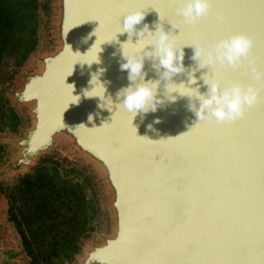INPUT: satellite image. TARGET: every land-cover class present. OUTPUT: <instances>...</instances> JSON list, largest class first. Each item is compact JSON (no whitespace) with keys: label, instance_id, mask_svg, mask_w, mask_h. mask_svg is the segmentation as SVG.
Returning <instances> with one entry per match:
<instances>
[{"label":"water","instance_id":"water-1","mask_svg":"<svg viewBox=\"0 0 264 264\" xmlns=\"http://www.w3.org/2000/svg\"><path fill=\"white\" fill-rule=\"evenodd\" d=\"M12 1L27 4L30 32L21 59L13 64L12 81L17 83L4 90L6 98L1 95L11 125L8 143L17 153L9 171L14 174L30 171L42 157L62 146L72 159L96 174L98 188L106 199V215L102 210L97 212L95 205L89 208L95 224L79 246L76 264H199L183 258L160 261L121 256L129 242L145 232L147 226L143 217L151 214L152 226L163 232L167 225L176 221L180 202L187 224L178 222L177 227L190 242L207 245L209 240H215L243 245L254 241L259 245L262 199L259 175L254 188L250 189L242 172L238 183L228 184L226 172L202 176L198 161L196 167H185L183 161L194 160L193 152L205 145L227 146L234 136L249 132L259 137L264 114L258 111L251 127L238 133L227 128L239 125L203 124L196 136L187 137L184 134L195 126L197 118L188 110L189 99L173 94L177 97L175 102L166 101L156 113L138 115L131 131L115 119L112 126L103 127L105 123L111 124L117 114L121 118L128 115L124 111L116 112L115 108L119 103L117 93L129 85L128 73L120 70L121 63L126 62L122 59L120 44L114 41L101 45L96 53L98 58L101 51V63L82 67L77 62L91 57L76 53L86 54L95 45L99 37L97 32L96 36L93 33L100 27L98 20L74 22L67 8L71 0H0ZM147 13L145 23L152 26L153 31L156 24H162L165 31H173L171 24L160 21L158 12ZM175 34L179 35L178 29ZM127 39V34H118L119 42ZM136 39L133 38L134 43ZM127 51L134 50L128 46ZM184 51L185 66L196 67L191 59L194 49L185 47ZM69 60L73 64L72 71L63 79L65 84L74 85L73 95L80 97L77 104L67 103L60 92L58 70ZM257 66L264 71V64ZM101 70L104 71L101 73ZM145 71L148 79H158L150 61H146ZM207 71H197L199 85L192 86H200L202 93L207 92V87L199 78ZM93 74L99 76L107 89L105 99L110 97L113 101V106L110 102L105 104L111 111L100 107L104 103L100 98L84 96V91L92 88ZM187 80V74L174 78L176 83ZM160 95H164L163 85ZM90 115L94 117L91 122ZM157 119L160 123H155ZM133 132L146 142L138 143ZM165 140L184 141V147L170 146ZM112 143L119 144V152L113 151ZM63 160L64 166L54 157L46 161L59 173L78 177L89 196L94 195L96 186L87 170ZM99 230L104 231L99 241L85 247Z\"/></svg>","mask_w":264,"mask_h":264},{"label":"snow or ice","instance_id":"snow-or-ice-1","mask_svg":"<svg viewBox=\"0 0 264 264\" xmlns=\"http://www.w3.org/2000/svg\"><path fill=\"white\" fill-rule=\"evenodd\" d=\"M179 7L181 5L172 3L171 0H71L67 5L69 17L74 22L90 20L100 22L97 30L98 43L89 53L91 59H86L88 62L96 59V53L102 44L114 40L116 33L121 30L124 17L130 12L155 10L160 14L162 22L172 24L180 19L176 11ZM218 14L223 16L222 21L217 19ZM238 32L251 36L255 42L253 52L243 69L220 71V78L226 84L240 82L245 85L264 87V82L255 81L251 72L253 67L258 68V63L264 64V0H217L211 18L196 27H181L179 35L175 34V39L178 47H185L201 42L213 43L225 35ZM72 66V61L69 60L58 70L60 92L69 104L76 101L72 96V88L64 83L63 78L72 71ZM258 111L264 114V102L250 110L243 120L221 127L239 125L238 128H227L231 132L238 133L241 129L251 127ZM114 119L131 131L132 117L129 114L123 118L117 114ZM202 127L203 124L197 125L186 136H196ZM261 127L259 137L249 132L246 135L234 136L228 141L227 146L205 145L193 152L194 160L183 161L185 167H196L198 161L202 176H209L217 171L226 172L228 184L238 183L239 173L242 172L250 189L254 188L256 177L259 175L262 199L261 233L258 246L254 241L243 245L215 240H209L207 245L190 242L177 227L178 222L187 224L182 202H180L177 205L179 211L176 213V221L167 225L163 232L152 226L151 214L143 217L147 227L142 237L147 238L132 239L121 256L160 261L183 258L189 262H199V264H257V262L264 264V120L261 121ZM132 135L138 143L146 142L136 133L133 132ZM164 143L177 148L184 147V141L166 140ZM111 148L113 151H120L118 143H112ZM156 158L159 159V156Z\"/></svg>","mask_w":264,"mask_h":264},{"label":"clouds","instance_id":"clouds-1","mask_svg":"<svg viewBox=\"0 0 264 264\" xmlns=\"http://www.w3.org/2000/svg\"><path fill=\"white\" fill-rule=\"evenodd\" d=\"M171 2L181 5L176 10L180 19L171 24L172 32L165 31L162 24H156L155 31H153L152 26L145 23L148 13L138 10L126 15L123 19L121 30L116 33L115 39L111 42H106L111 44L115 41L120 44L122 59L126 61L121 63L120 70L128 73L129 85L117 93L119 103L115 104L116 112L124 111L129 114L132 117L133 124V120L138 115L147 116L149 113H156L165 106L166 101H176L177 97L173 94H179L180 97H186L190 101L188 110L197 118L193 128L199 124L223 126L243 120L250 110L264 102V87H256L252 84L245 85L240 82L226 84L220 78V71H239L243 69L245 62L249 60L253 52L254 40L248 34L238 32L225 35L213 43L201 42L194 46H185L194 49V55L191 59L196 62V67H186L184 62L185 47H178L175 39V30H179L183 26L196 27L211 18L217 0H171ZM159 19L161 21L160 14ZM217 19L222 21L224 18L218 14ZM140 25H143V27L138 28ZM97 30L93 35H95ZM118 34H127V41L119 42ZM133 38H137L135 43ZM98 39L86 54H76L87 57L96 47ZM128 46H131L134 50L132 53L126 51ZM68 47L72 51L71 46ZM99 53L98 58L92 62L84 59L77 63L82 67L84 65L91 67L94 63L100 64ZM146 61L151 62L152 69L158 79L147 78L148 72L145 71ZM203 69L208 71L201 75L199 79L207 87L206 93L201 92L200 86L192 87L193 85H199L195 74ZM103 71L101 70V73ZM251 72L255 81L264 82V71L253 67ZM182 74L188 75L187 82H174V78ZM90 84L92 88L90 91L85 90L84 96L87 98H100V100L104 101L100 107L109 110L105 104L110 102L113 106V101L110 97L105 99L107 89L100 82L97 74H93ZM162 85L164 88L163 97L160 95ZM69 86L74 90V85ZM73 92L72 96L76 102L70 104H77L80 101V97L74 96ZM93 119L94 117L90 115L89 122ZM114 122L113 116V122L111 124L105 123L103 127H110ZM155 123H160V120L157 119ZM151 129L152 126L149 125V130Z\"/></svg>","mask_w":264,"mask_h":264},{"label":"rangeland","instance_id":"rangeland-1","mask_svg":"<svg viewBox=\"0 0 264 264\" xmlns=\"http://www.w3.org/2000/svg\"><path fill=\"white\" fill-rule=\"evenodd\" d=\"M29 22L26 3L0 2V264H76L79 246L95 224L89 208L95 205L97 212L106 215V199L96 174L72 159L62 146L30 171H9L17 153L8 143L11 125L4 90L17 83L12 81L13 64L26 46ZM50 157L62 166L65 159L73 167L85 168L96 186L94 195L89 196L78 177L50 166L46 161ZM103 232L99 230L85 247L97 243Z\"/></svg>","mask_w":264,"mask_h":264}]
</instances>
